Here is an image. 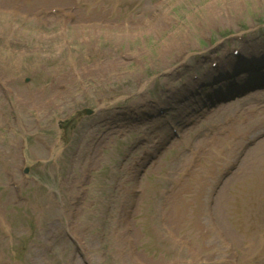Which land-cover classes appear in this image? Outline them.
<instances>
[{
    "label": "rangeland",
    "instance_id": "obj_1",
    "mask_svg": "<svg viewBox=\"0 0 264 264\" xmlns=\"http://www.w3.org/2000/svg\"><path fill=\"white\" fill-rule=\"evenodd\" d=\"M19 1L0 0V264H172V254L200 264H264V240L253 242L264 224V183L253 188L264 179V113L248 107L264 92L223 105L226 116L216 122L205 114L185 141L169 140L167 117L130 125L120 116L154 113L156 103L177 98L182 82L194 72L200 77L211 57H227L234 46L242 52L251 39L248 53L263 51L264 0ZM159 1L165 13L153 16ZM237 74L235 81L248 80ZM94 99L93 118L65 131ZM236 106L249 109L245 119L232 116ZM246 128L251 138L240 153L225 147L227 133ZM229 158L241 170L217 185L208 213L213 233L202 245L176 186ZM191 237L190 245L176 241ZM170 244L182 248L179 256Z\"/></svg>",
    "mask_w": 264,
    "mask_h": 264
},
{
    "label": "bare ground",
    "instance_id": "obj_2",
    "mask_svg": "<svg viewBox=\"0 0 264 264\" xmlns=\"http://www.w3.org/2000/svg\"><path fill=\"white\" fill-rule=\"evenodd\" d=\"M32 1H34V0H31V2ZM2 4L5 7L4 2ZM251 41L252 40L250 39L248 42H251ZM222 44H224L223 41H221L220 43H217L216 47L217 46H222ZM242 45H244L246 47V44L243 43ZM261 60H264V56H263V58ZM232 68H233L232 70L235 71V72H238L239 70H242L241 73H243L246 77H248L249 79H252L253 81L256 78L261 77V75H263V73H264V63H262L260 61V59L259 60L251 59V60H248V61L244 62L241 65V67L239 65L238 67L233 66ZM217 77H220V75H218ZM227 77H228V75H226V76L223 75L221 78H218V79H215L214 77L213 78H211V77L208 78V85H210V87L213 89V93H214V97L215 98H219V97H221L224 94H227L228 96H232L233 94L238 93V91H240L241 89H243V88H245L247 86V84L244 83L247 80V79L244 78V76L239 77L238 80L235 83H234V78H232V77H228L227 78ZM214 79H215V82H214ZM219 82H223L222 83V87H224L223 89H218L217 88L216 84L219 83ZM187 100H186V102L188 103L187 104L188 106L183 107L184 110H186L188 107H189L188 109L194 108V109H192V111L196 110L198 108L199 104L197 105L194 100H192L191 102L187 101ZM176 117L177 116H175V118ZM247 131H248V129H247ZM263 183H264V179H263V182L260 185H257V183H254V185H255V186H253L254 190L258 186L261 187V185Z\"/></svg>",
    "mask_w": 264,
    "mask_h": 264
}]
</instances>
